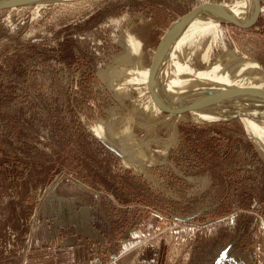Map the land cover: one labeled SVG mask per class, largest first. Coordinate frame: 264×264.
Listing matches in <instances>:
<instances>
[{
  "label": "rangeland",
  "instance_id": "obj_1",
  "mask_svg": "<svg viewBox=\"0 0 264 264\" xmlns=\"http://www.w3.org/2000/svg\"><path fill=\"white\" fill-rule=\"evenodd\" d=\"M203 1L244 3L68 0L0 11V264H264V123L248 127L234 100L214 121L177 122L170 109L213 87L179 81L183 100L168 70L174 33L149 68L169 26ZM260 5L249 28L221 23L209 62L188 63L211 69L235 51L264 76ZM155 115L154 131L137 126ZM101 123L119 126L116 143L129 128L159 163L149 174L132 167L96 138Z\"/></svg>",
  "mask_w": 264,
  "mask_h": 264
},
{
  "label": "bare ground",
  "instance_id": "obj_2",
  "mask_svg": "<svg viewBox=\"0 0 264 264\" xmlns=\"http://www.w3.org/2000/svg\"><path fill=\"white\" fill-rule=\"evenodd\" d=\"M1 1L3 0H0V2ZM61 2H65V1L59 0L57 2L53 1L46 4L61 3ZM241 2L244 3H239V6L241 5L239 9H236V6L235 8L233 6L232 7L234 8L233 10L227 9L226 11L237 22L244 23L249 21L254 15L255 1L243 0ZM40 4L45 5V3H34V5H40ZM260 9H261V5H260ZM221 23H226L225 19L222 16H219V14L214 10H211V12L208 11V13L203 12L193 15L190 18V20H188V22L180 30L173 31L174 34H173V38L171 39V46L168 54V70L172 77L173 83L175 84L183 100H184V95H183L184 87L182 86V84L188 89H201L207 86H211L213 87L212 89L213 92L220 91L221 88L228 89L234 87L238 89L240 87H254L255 91L262 92L264 94V76L261 69L252 60H250L247 56L243 54H238L235 51L225 52L224 54H222L220 60L221 64L219 66L218 64H214L211 65V69L207 68L205 70H197L195 67H192L190 63H188L192 59L193 55L198 56L199 54L200 56L202 55L201 61L203 63L209 62V60L211 59L210 57L212 55L213 48L216 45L219 38V34L221 31L220 28L222 25ZM133 41L134 43L138 42L136 41V39H133ZM134 46L135 45L133 44V47ZM133 57H131L132 59H130L128 62L129 63L133 62L134 64H136L135 63L136 58ZM218 58H216V61ZM185 61L188 63L189 69H187V67L186 68L183 67V65L186 64ZM228 61H231V63H227ZM142 67L143 65L142 66L140 65L139 69L141 70ZM232 69H237L238 71H229ZM210 70L213 72H210ZM149 75H150L149 73H144V76H149ZM154 82H153L154 85L156 86L159 85V84L158 85L155 84L157 81L155 83ZM160 87L162 86H159V89ZM160 91L158 92L160 93ZM242 97L238 99H234V101L248 127L251 126L252 128H254L255 122L257 123L260 122V125L264 123V95L257 94L256 96H254L246 92ZM218 107L219 106H213L211 108L208 107L207 111L202 114H198V112L195 110H191L190 111L191 113L178 114L177 122H181L189 118H191L192 120H199L200 122H204V123L205 122L208 123V121H214ZM150 119L151 120L149 124H148L149 121L148 118V120L144 122L146 123L144 126H140L139 124L137 126L141 128H145L146 130L149 128L151 129V131L152 130L154 131L155 126H157V123L161 124V119H158L157 115H155ZM123 123H125V121ZM135 123H138V121L135 120L132 121V123L130 122L131 126L136 125ZM125 130L127 133L125 134V138L121 142H126L128 140L127 139L125 141L127 136H130L133 139V136H131L130 134L129 128H125ZM118 131H119V126H115L114 124H110V123L109 124L101 123V125L98 127V130H95L94 132L95 135L97 136L95 137L98 140L103 141L113 150L117 151L120 155H122L125 162L130 163L131 166L132 165L135 166L136 169L142 168L140 170H142L146 174H149L151 165L153 166L157 162L159 163V159L155 158V156L152 153L147 154V152L141 150L139 146L135 143L134 139L130 142V144L121 143V142L120 143L112 142L111 140H113L116 137ZM259 139L260 137L257 139L258 144H260L258 141ZM158 144H161V139H158ZM262 144H263V149L261 148L262 149L261 151H262V157L264 158V142Z\"/></svg>",
  "mask_w": 264,
  "mask_h": 264
},
{
  "label": "water",
  "instance_id": "obj_3",
  "mask_svg": "<svg viewBox=\"0 0 264 264\" xmlns=\"http://www.w3.org/2000/svg\"><path fill=\"white\" fill-rule=\"evenodd\" d=\"M57 2L59 0H3L0 2V11L6 10L10 8H14L17 6H24V5H31L34 3H50V2ZM67 1V0H63ZM72 1V0H71ZM255 1V11L252 18L244 23L237 22L233 17H231L228 12L221 6L219 2H212V1H203L201 3L195 4L188 12L183 14L181 17H179L176 21H174L169 28L166 30L162 38L160 39L158 45L153 51V54L151 56L150 62H149V68L150 71L154 69L156 66L159 56L164 52L167 45L169 44L168 41L170 40V36L173 33V31L180 30L187 22L190 20V18L196 14L201 8H204L205 6L210 7L215 12L219 14V16H222L226 23L232 24L237 28L246 29L254 25V23L257 21L259 14H260V0H254ZM246 92L256 96L258 95H264L262 92H257L254 90V87H240L238 89L232 87L224 90H220L217 92H209L203 97H200L196 100H193L191 102H187L185 105H183L181 108L178 109H170L169 112L174 114H181L185 113L191 110L195 109H202L205 107H213V106H221V104H226L229 101H232L234 99L241 98ZM243 98V97H242ZM227 105V104H226ZM239 117L238 114L230 115L226 119H231ZM219 120H225V119H219ZM105 146H107L109 149L117 153L119 156L122 157L117 151L113 150L111 147H109L106 143L101 141Z\"/></svg>",
  "mask_w": 264,
  "mask_h": 264
},
{
  "label": "flooded vegetation",
  "instance_id": "obj_4",
  "mask_svg": "<svg viewBox=\"0 0 264 264\" xmlns=\"http://www.w3.org/2000/svg\"><path fill=\"white\" fill-rule=\"evenodd\" d=\"M139 169H141V168H139Z\"/></svg>",
  "mask_w": 264,
  "mask_h": 264
}]
</instances>
